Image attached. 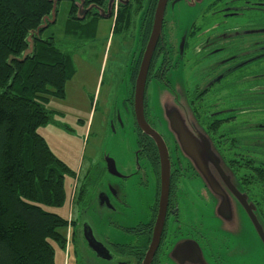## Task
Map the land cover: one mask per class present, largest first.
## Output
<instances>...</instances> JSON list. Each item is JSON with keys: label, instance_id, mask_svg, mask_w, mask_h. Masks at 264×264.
<instances>
[{"label": "flooded vegetation", "instance_id": "1", "mask_svg": "<svg viewBox=\"0 0 264 264\" xmlns=\"http://www.w3.org/2000/svg\"><path fill=\"white\" fill-rule=\"evenodd\" d=\"M139 1L114 0L119 7L126 4L133 9L130 29L142 11L141 24L134 26L128 97L124 102L137 133L136 169L129 175H117L121 177L120 185L104 187V181L100 180L94 185L92 193L96 194L98 205L106 210L105 214L108 212V228L97 232L90 224L80 227L78 220H74L75 235L81 234L85 239L88 251L85 264H145L158 225L163 195L161 160L155 141L144 133L137 120L135 96L161 0H142L141 5ZM178 1L166 0L161 32L144 86L145 120L153 128L148 104L152 81L162 80L172 87L168 72L188 69L191 78L186 82L187 92L195 96L191 101L199 125L229 167L235 189L254 206V214L264 227V0H212L204 17H218L219 22L209 31L202 26L206 20L202 24L195 22L179 37L176 21L168 17L169 9ZM110 2L86 0L82 10L83 7L89 10L87 16L97 14L100 7L107 12ZM212 93L219 98L210 104L214 110L200 113L195 100L202 101ZM244 114L262 117L255 122L239 120ZM163 139L169 150L170 185L164 222L149 264H260L258 255L264 244L260 239L256 243L250 226L246 227L253 223L237 195L223 186L231 206L230 218L235 215L234 210L241 208L249 219L244 227L242 221L232 227L235 237L230 240L223 233L228 224L216 218L211 225L213 221H209L214 218L206 216L209 210L225 218L221 215L225 213L220 212L224 196L207 186L195 163L180 153L172 136L163 135ZM106 171L109 172L107 163L98 168L96 176L102 177ZM141 175L147 180L143 185H135V191H129L130 177ZM237 220L235 216L233 221Z\"/></svg>", "mask_w": 264, "mask_h": 264}, {"label": "rangeland", "instance_id": "2", "mask_svg": "<svg viewBox=\"0 0 264 264\" xmlns=\"http://www.w3.org/2000/svg\"><path fill=\"white\" fill-rule=\"evenodd\" d=\"M84 1L76 0L79 4ZM110 1L106 0L107 3ZM211 1L180 0L174 8L169 9L168 17L176 21L178 37L183 36L195 22L202 24L206 20L202 26H206L204 28L208 31L214 23L219 22L218 17H204L206 6ZM71 6L72 0H61L57 5L56 22L41 35L42 38L54 36L56 45L70 56L72 74L65 86V98L52 94L46 96L43 105L51 111V118L38 128L53 153L71 171L65 175L66 198L63 205L47 207V210L69 220H78L80 227L88 223L97 232H102L105 227L108 228V212L105 214L106 210L98 205L97 196L92 193L94 185L99 180L104 181V187L109 184L120 185L121 177L107 171L102 177H97L98 168L106 166L108 160H114L119 174L129 175L136 169L137 133L134 119L124 102L128 97L134 26L141 24L142 11L138 13L131 30L125 20L119 21L115 27L116 11L111 18L89 16L84 22L73 20L70 17ZM98 11H102L101 7ZM81 13L77 9V15ZM168 73L172 87L165 81L155 79L148 91L153 129L166 138L173 135L168 121L171 114L180 115L186 124L196 122L201 128L191 101L195 96L187 92L186 82L191 78L190 72L188 69H174ZM218 99L212 93L202 101L195 100V106L200 113L205 114L206 110H214L210 104ZM261 117L260 114H244L239 116V120L255 122ZM146 180L147 177L142 175L130 177L129 191H135V185H143ZM82 186L85 187V195L79 198ZM234 211L235 215L228 219L221 218L213 211H206V216L214 218L209 221H213L211 225L215 224L216 218L220 223L228 224L229 228L223 233L230 240L235 237L232 227L239 221L244 227L245 221L249 220L243 209ZM235 216L237 221H233ZM113 219L117 220V217ZM251 225L249 223L246 227L250 226L257 243L259 237ZM70 231L71 228L66 234L69 235ZM53 246L55 264H85L88 251L81 234L74 233L65 247L57 242H53ZM258 256L260 264H264V250Z\"/></svg>", "mask_w": 264, "mask_h": 264}, {"label": "trees", "instance_id": "3", "mask_svg": "<svg viewBox=\"0 0 264 264\" xmlns=\"http://www.w3.org/2000/svg\"><path fill=\"white\" fill-rule=\"evenodd\" d=\"M75 1L71 19L102 17L87 16L88 12L78 19ZM54 4L55 0H0V264H55L53 242L65 247L69 226L74 232V220L47 210L63 205L65 175L71 171L38 132L51 118L43 105L46 96L65 98L72 77L70 56L54 36L41 37L56 22L47 19ZM133 14L130 5L120 6L115 27L125 20L130 28ZM30 46L32 51L26 53ZM84 195L82 186L79 198Z\"/></svg>", "mask_w": 264, "mask_h": 264}, {"label": "water", "instance_id": "4", "mask_svg": "<svg viewBox=\"0 0 264 264\" xmlns=\"http://www.w3.org/2000/svg\"><path fill=\"white\" fill-rule=\"evenodd\" d=\"M57 1L55 0L54 9L52 12L53 18L50 19L48 16V21L55 22V8L57 5ZM76 2V1H75ZM84 2L79 4L76 2L79 10L82 11L81 14L77 15L78 19L83 20L89 10H82ZM166 0H161L159 7L156 12L155 22L153 26V30L147 44V48L144 54V58L140 67L139 75L136 82V96H135V109L137 114V120L144 131L145 134L150 136L156 143L160 155L161 160V180H162V199H161V210L158 219V225L155 231V236L153 237L152 244L150 246L149 253L147 255L146 263L149 264L151 260L154 250L157 246V240L159 238V232L162 228V224L165 218V211L167 205V197L170 185V175H171V165L169 161V150L166 145L165 140L163 137L153 129L145 120L144 112H143V103H144V86L146 81L147 72L150 65V60L155 49L157 40L159 38L161 32V25L164 16V9H165ZM114 0H111L108 11H99L98 14L103 18H110L112 16ZM47 19H45L44 26L47 24ZM31 49L27 50L26 53L32 51ZM169 128L173 132L172 137L175 139L176 143L178 144L180 153L189 159H191L195 165L199 173L201 174L203 180L207 184L208 187L211 188L212 191L216 192L217 194H222L224 196V200L220 205V212L222 211L224 214L221 213L226 219L230 218L231 216V206L228 201V198L225 195L223 190V186L228 188L230 191H233L241 205L244 207L245 211L251 218L253 226L256 229L259 239L264 244V227L262 223L257 219L256 215L254 214V206L249 205L245 199V196H242L236 189L233 184V176L232 173L229 172V167L227 166L224 159L220 158L217 154L214 144L211 141L207 132L203 129V127L199 128L194 122L187 123L183 120L180 115L171 114L169 116ZM191 125H193L191 127ZM189 128H188V127ZM195 136L200 139V141L195 138ZM107 168L109 172L113 175H120L114 160L107 161Z\"/></svg>", "mask_w": 264, "mask_h": 264}, {"label": "built area", "instance_id": "5", "mask_svg": "<svg viewBox=\"0 0 264 264\" xmlns=\"http://www.w3.org/2000/svg\"><path fill=\"white\" fill-rule=\"evenodd\" d=\"M70 238H69V236H68V240H69Z\"/></svg>", "mask_w": 264, "mask_h": 264}]
</instances>
